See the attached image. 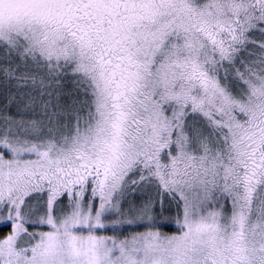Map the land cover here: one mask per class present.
Wrapping results in <instances>:
<instances>
[{
	"label": "snow or ice",
	"instance_id": "6c2138e0",
	"mask_svg": "<svg viewBox=\"0 0 264 264\" xmlns=\"http://www.w3.org/2000/svg\"><path fill=\"white\" fill-rule=\"evenodd\" d=\"M0 264H264V0H0Z\"/></svg>",
	"mask_w": 264,
	"mask_h": 264
}]
</instances>
